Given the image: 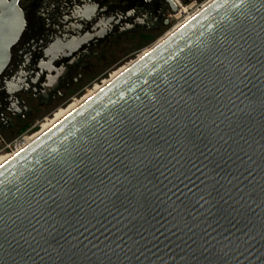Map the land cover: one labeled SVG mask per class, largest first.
<instances>
[{
  "label": "water",
  "instance_id": "95a60500",
  "mask_svg": "<svg viewBox=\"0 0 264 264\" xmlns=\"http://www.w3.org/2000/svg\"><path fill=\"white\" fill-rule=\"evenodd\" d=\"M18 2L0 1V75ZM113 184L157 192L156 220ZM250 207L259 221L264 0H217L0 168V264H236L223 238Z\"/></svg>",
  "mask_w": 264,
  "mask_h": 264
},
{
  "label": "flooded vegetation",
  "instance_id": "af4514ba",
  "mask_svg": "<svg viewBox=\"0 0 264 264\" xmlns=\"http://www.w3.org/2000/svg\"><path fill=\"white\" fill-rule=\"evenodd\" d=\"M200 1L19 0L25 28L0 75V164L14 136L39 128L45 111L116 64L125 43L146 40L171 24L178 5Z\"/></svg>",
  "mask_w": 264,
  "mask_h": 264
},
{
  "label": "rangeland",
  "instance_id": "374dc122",
  "mask_svg": "<svg viewBox=\"0 0 264 264\" xmlns=\"http://www.w3.org/2000/svg\"><path fill=\"white\" fill-rule=\"evenodd\" d=\"M209 0H202L196 3H188L182 6L190 7L186 11L180 10L178 15H181L179 18L172 20L171 24L164 28L160 29L158 32L152 34L146 40L132 39L129 43L123 45L121 54L117 58V63L109 64L105 69L104 73L96 78L92 79L88 85H83L84 90L81 91L78 95L70 97V99L64 101L62 105L58 106L53 111L47 110L42 114V119L39 118L38 125L41 123L40 127L32 129L27 135L31 138L41 136L45 130L51 128L56 122L60 121L67 115H69L73 110L84 104L89 98L107 86L110 82L116 79L120 73L129 69L134 65L143 55L151 51L157 44H160L162 41L167 39L169 36L174 34L180 28H182L186 23L192 20L196 15L199 14L204 7L209 5ZM74 99V100H73ZM75 101L73 103V101ZM72 101V102H71ZM71 102V103H70ZM68 104V105H67ZM67 105V106H66ZM59 109V110H58ZM58 110V111H57ZM57 111L55 114H53ZM53 114V115H52ZM52 115V116H51ZM45 119V120H44ZM44 120V121H43ZM24 133H19L13 137L12 140L23 135ZM11 140V141H12Z\"/></svg>",
  "mask_w": 264,
  "mask_h": 264
},
{
  "label": "snow or ice",
  "instance_id": "6c2138e0",
  "mask_svg": "<svg viewBox=\"0 0 264 264\" xmlns=\"http://www.w3.org/2000/svg\"><path fill=\"white\" fill-rule=\"evenodd\" d=\"M193 136L195 137L194 139L192 137H186V139L189 144L195 146V140H199L200 137L195 136V134H193ZM133 154L135 155V153ZM116 159L128 169V164H125V160H129L127 156L121 159L120 156L117 155ZM143 162L144 161L141 160V163ZM129 163L134 162L129 160ZM0 167H2V165H0ZM135 167L138 169L139 165H135ZM128 171L129 174H132L131 169H128ZM141 174L143 175V172ZM249 175H251V173H249ZM149 183L153 184V187H157L153 180H149ZM112 187L116 189V191L112 192V195L116 197L117 200L120 199L121 195H124L125 199H128L130 196L135 198V210L140 219L147 220L148 216L151 215L152 219L156 220L159 215V204L156 202L160 200V197L157 195V192L152 190V188H148L147 185H144L143 190L137 187L135 193H132L131 189H128L127 194H121L115 184H113ZM201 199H203V197H201ZM125 210H127L126 206ZM173 211H176L177 216L181 215L177 209H173ZM250 213L252 214L242 215L241 219L236 220L235 223L229 221L231 227L226 230L229 232V235L224 236L223 238L224 240L229 241V244L234 243V241L230 239L231 236H235L236 240L240 241V244L236 245L238 254L232 257L236 261V264H243V261L239 258L240 256L244 257L247 264H264V216L257 221L254 215V208L250 207ZM169 214L171 215V213ZM157 223H160V221L157 220ZM237 225H239V227ZM232 229H235V232H233ZM189 230L191 231V229ZM237 232L240 233L239 236H236ZM217 242L220 243V241ZM193 243H195V241H193ZM207 243H209V241H205V244ZM225 247H227V245H225ZM241 247L243 250L239 251ZM225 255H227V253H225Z\"/></svg>",
  "mask_w": 264,
  "mask_h": 264
},
{
  "label": "bare ground",
  "instance_id": "6f19581e",
  "mask_svg": "<svg viewBox=\"0 0 264 264\" xmlns=\"http://www.w3.org/2000/svg\"><path fill=\"white\" fill-rule=\"evenodd\" d=\"M215 1H217V0H213V2L209 3V5H207L206 7H204L201 11H203L204 9H206L208 6H210V5H211L212 3H214ZM190 7H191V6H190ZM190 7H184V6H181L182 11H186V10L189 9ZM201 11H199V13H201ZM196 16H197V15H196ZM196 16H195V17H196ZM190 21H191V20H190ZM190 21H189V22H190ZM189 22H188V23H189ZM188 23H186L185 25H187ZM185 25H184V26H185ZM184 26H183V27H184ZM183 27H182V28H183ZM180 29H181V28H180ZM180 29H179V30H180ZM179 30H178V31H179ZM178 31H176L175 33H177ZM175 33H174V34H175ZM174 34H172V35H174ZM172 35H171V36H172ZM171 36H169L167 39H165L164 41H162L160 44H157L156 47H154L151 51H149L148 53H146L145 55H143L138 61H140L141 59H143L144 57H146L148 54H150L153 50H155L159 45H161V44L164 43L166 40H168ZM138 61H137V62H138ZM137 62H136V63H137ZM136 63H135V64H136ZM135 64H134V65H135ZM134 65H132L131 67H133ZM131 67H130V68H131ZM130 68H129V69H130ZM127 70H128V69H127ZM127 70H126V71H127ZM126 71H123L122 73H120V75H119L118 77H120V76H121L123 73H125ZM118 77H117V78H118ZM117 78H116V79H117ZM116 79H114L113 81H115ZM113 81H112V82H113ZM112 82H110V83H112ZM110 83H109V84H110ZM109 84H108V85H109ZM108 85H107V86H108ZM107 86H105V87H107ZM105 87H104V88H105ZM104 88H103V89H104ZM103 89H101L100 91H102ZM100 91H99V92H100ZM99 92H97L96 94H98ZM96 94H95V95H96ZM95 95L91 96V97L89 98V100H90L92 97H94ZM89 100H87V101H89ZM87 101H86V102H87ZM86 102H85V103H86ZM85 103H84V104H85ZM84 104H82V105H84ZM82 105H81V106H82ZM81 106H79L78 108H76L75 110H73L69 115H71L73 112H75L76 110H78ZM69 115H67L66 117H64V118L61 119L60 121L56 122V124L53 125L51 128L45 130V132H44L41 136H38V137H36V138H35V137L31 138L30 136H28V139H27L26 141H24L22 144H20L19 146L16 147V151H15V152H13L12 154L6 153L5 161H4L3 163H1L0 165L4 166L5 164H7L9 161H11V160H12L13 158H15L17 155H19V154L22 153L24 150H26L28 147H30L32 144H34L36 141H38V140H39L44 134L48 133V132H49L51 129H53L58 123H60L61 121H63V120H64L65 118H67ZM0 168H1V167H0Z\"/></svg>",
  "mask_w": 264,
  "mask_h": 264
},
{
  "label": "built area",
  "instance_id": "2783aa9c",
  "mask_svg": "<svg viewBox=\"0 0 264 264\" xmlns=\"http://www.w3.org/2000/svg\"><path fill=\"white\" fill-rule=\"evenodd\" d=\"M180 10H182V8H181L180 5H178V14H179ZM177 15L174 16L175 22H176ZM30 131L31 130H29L28 132L24 133L23 135H20L19 137H17L14 140H12L5 148L6 153L12 154L13 152H15L16 151V147L19 146L20 144H22L24 141H26L28 139V135L27 134Z\"/></svg>",
  "mask_w": 264,
  "mask_h": 264
}]
</instances>
